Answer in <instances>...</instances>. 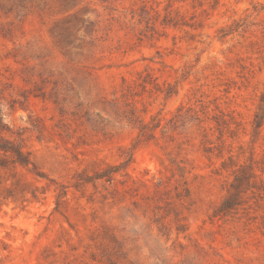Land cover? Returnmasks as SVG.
Returning <instances> with one entry per match:
<instances>
[{
    "label": "rangeland",
    "instance_id": "obj_1",
    "mask_svg": "<svg viewBox=\"0 0 264 264\" xmlns=\"http://www.w3.org/2000/svg\"><path fill=\"white\" fill-rule=\"evenodd\" d=\"M263 93L264 0H0V264H264Z\"/></svg>",
    "mask_w": 264,
    "mask_h": 264
},
{
    "label": "trees",
    "instance_id": "obj_2",
    "mask_svg": "<svg viewBox=\"0 0 264 264\" xmlns=\"http://www.w3.org/2000/svg\"><path fill=\"white\" fill-rule=\"evenodd\" d=\"M262 100H264V93L262 94ZM125 117L129 123L138 124V128H139L140 133L137 136L136 143L141 142L143 140V138L149 134L150 129H152V128H150V126L144 122V119L142 117L135 114L134 111L131 112L130 116H125ZM263 120H264V115L255 114L253 125L255 124V127L258 128V127H260ZM222 121L224 122V120H222ZM154 127H157V124ZM221 137H222V131L219 130L218 139H221ZM207 140H209V144L212 143L210 141V139H207ZM0 153L3 156L9 155V157L11 158V161L14 163V165L15 164L26 165L29 163V158L22 151V148L15 146L14 144H12L11 141L0 140ZM118 170H119V168L117 166H114V165L109 166L108 168H106L104 170H100V171L96 172L92 178L93 179H101L103 177H107V181L112 182L113 173H116ZM161 181L162 180H160V184H161ZM141 183H143L146 186L145 181L141 180ZM154 192H159V189H155ZM222 207H223L222 209H227L230 207L228 202H227V199L225 201H223Z\"/></svg>",
    "mask_w": 264,
    "mask_h": 264
}]
</instances>
